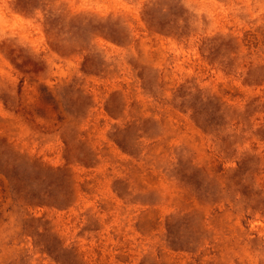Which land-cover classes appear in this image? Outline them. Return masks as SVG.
<instances>
[{
	"label": "rangeland",
	"instance_id": "1",
	"mask_svg": "<svg viewBox=\"0 0 264 264\" xmlns=\"http://www.w3.org/2000/svg\"><path fill=\"white\" fill-rule=\"evenodd\" d=\"M0 264H264V0H0Z\"/></svg>",
	"mask_w": 264,
	"mask_h": 264
}]
</instances>
